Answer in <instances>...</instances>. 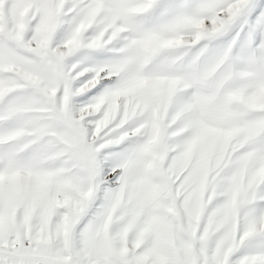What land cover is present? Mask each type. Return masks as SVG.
<instances>
[{"label":"snow or ice","instance_id":"6c2138e0","mask_svg":"<svg viewBox=\"0 0 264 264\" xmlns=\"http://www.w3.org/2000/svg\"><path fill=\"white\" fill-rule=\"evenodd\" d=\"M0 264H264V0H0Z\"/></svg>","mask_w":264,"mask_h":264}]
</instances>
